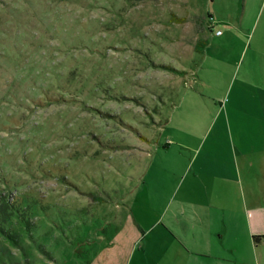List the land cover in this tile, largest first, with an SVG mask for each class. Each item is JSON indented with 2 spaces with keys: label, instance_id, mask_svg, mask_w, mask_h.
<instances>
[{
  "label": "rangeland",
  "instance_id": "obj_1",
  "mask_svg": "<svg viewBox=\"0 0 264 264\" xmlns=\"http://www.w3.org/2000/svg\"><path fill=\"white\" fill-rule=\"evenodd\" d=\"M263 69L264 0H0V264L112 251L140 136L193 144L164 120L205 128ZM166 189L134 197L158 209Z\"/></svg>",
  "mask_w": 264,
  "mask_h": 264
},
{
  "label": "crops",
  "instance_id": "obj_2",
  "mask_svg": "<svg viewBox=\"0 0 264 264\" xmlns=\"http://www.w3.org/2000/svg\"><path fill=\"white\" fill-rule=\"evenodd\" d=\"M248 86L255 90L241 105L213 104L215 113L199 131L185 129L180 117L164 120L194 136L193 144L178 132H166L164 143L140 136L137 160L151 162L134 196L162 183L164 200L154 209L151 199L131 196L112 237L106 236L113 250L90 254L85 264H264V69ZM175 146L181 151L168 155ZM152 168L159 174L148 181ZM129 219L132 226L124 228Z\"/></svg>",
  "mask_w": 264,
  "mask_h": 264
},
{
  "label": "built area",
  "instance_id": "obj_3",
  "mask_svg": "<svg viewBox=\"0 0 264 264\" xmlns=\"http://www.w3.org/2000/svg\"><path fill=\"white\" fill-rule=\"evenodd\" d=\"M215 33H216V34H220V31H219V30H217Z\"/></svg>",
  "mask_w": 264,
  "mask_h": 264
},
{
  "label": "trees",
  "instance_id": "obj_4",
  "mask_svg": "<svg viewBox=\"0 0 264 264\" xmlns=\"http://www.w3.org/2000/svg\"><path fill=\"white\" fill-rule=\"evenodd\" d=\"M210 27H211V26H210ZM210 27H209V28H210ZM256 238H259V237H254V239H256Z\"/></svg>",
  "mask_w": 264,
  "mask_h": 264
}]
</instances>
